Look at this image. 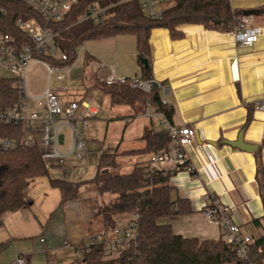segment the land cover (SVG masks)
Masks as SVG:
<instances>
[{
	"label": "crops",
	"instance_id": "0c3cea01",
	"mask_svg": "<svg viewBox=\"0 0 264 264\" xmlns=\"http://www.w3.org/2000/svg\"><path fill=\"white\" fill-rule=\"evenodd\" d=\"M231 3L233 8L240 9H259L264 6L263 1L234 3L231 0ZM252 19L263 27V31L251 46L239 45L230 31L206 28L199 23L178 26V30L183 32L178 38H173L166 27H155L150 33L151 79L160 88L163 104L171 109V118L166 117L173 124L191 125L196 130L195 141L187 151L188 164L193 171L182 165L169 174L167 181L171 187V197L183 201V211L168 222L176 233L184 237L225 239L222 229L209 221L202 212L203 203L210 198L232 205L233 219L244 231L255 235L264 232V224L260 221L264 214L261 199L263 186L259 182L262 177L258 179L257 176L259 166L264 171V109L259 107V103L264 101V16ZM108 39H97L99 42L96 47L85 48L78 59L85 65L93 63L94 81L104 80L110 74L142 77L136 36L121 34ZM93 84L90 87L95 88ZM103 95L93 92L90 95L85 93L83 97L94 96L98 100L103 97L104 100L106 96ZM60 98L64 103L78 100L61 95ZM107 99L109 109H113L110 98ZM118 106L122 117L110 115L112 110L105 112L101 105L93 121L97 123L100 119L126 117L139 119L141 126L138 127V133L130 146L126 144L128 147L125 149H118L124 140L122 135L119 139L110 137L107 141L103 140L102 148L96 151L103 149L105 152L115 140L118 143L113 151L121 153L139 149L146 144L143 135L147 128L165 130L157 114L163 111L156 106L148 105L145 112L135 116H132L133 109L130 106ZM154 119L161 125L159 129H155ZM128 124H124L123 132ZM65 142L66 136L59 129V144ZM70 149L71 145L60 150L68 153ZM95 150L88 148L85 153L90 156ZM126 155L136 157L135 165L138 162L146 164L150 153H121V167L128 162L122 157ZM71 158L75 157L69 155L66 162ZM27 195L32 200L30 206L2 216L0 242H5V245L0 253L14 243L16 249L12 260H0V264H13L19 254L26 256L28 264H32L31 247L36 251L38 244L42 246H39L40 250L50 251L52 255L43 264H72L74 261L83 264V253L71 254L70 249L64 246V241L68 240L76 246L84 245L91 234L101 230L99 212L113 195L102 194L94 184L86 183L76 198L62 201L61 190L53 187L48 177L31 179ZM57 212H60L57 217L59 223L55 224ZM115 218L116 221L125 222L127 213L118 214ZM57 224L62 229L59 234L63 236V244H58L59 239H54ZM45 231L52 237L49 245L42 237ZM63 249L68 253L65 257Z\"/></svg>",
	"mask_w": 264,
	"mask_h": 264
},
{
	"label": "trees",
	"instance_id": "16d2710c",
	"mask_svg": "<svg viewBox=\"0 0 264 264\" xmlns=\"http://www.w3.org/2000/svg\"><path fill=\"white\" fill-rule=\"evenodd\" d=\"M92 3L107 7L103 21L81 20L80 16ZM0 7L7 10L6 31L20 35L16 21L19 18L39 17V14L18 0H0ZM264 16V6L257 9ZM244 15L243 9L233 8L231 0H171L163 5V15L151 18L144 13L139 0H79V3L55 23L52 28L58 33L57 41L67 59L55 61L61 67L71 66L77 60V48L89 40L114 37L121 34L136 36V50L142 67V77L152 78L150 63V33L155 27H166L173 38L183 35L178 26L184 23H199L206 28L230 31L238 17ZM148 60L145 66L142 59ZM93 87L110 98L112 106L128 105L133 109L132 116L146 111L148 105H154L171 118V109L163 102L160 88L154 86L151 92L132 87L129 83L108 84L105 80H96ZM17 101L13 81L0 79V107ZM10 128L5 131L10 134ZM143 139L146 144L139 149L121 153L146 154L167 147L170 136L166 130L147 128ZM118 151H103L98 160L97 169L87 181H68L50 177L39 148L28 146L9 150L0 162V226L2 216L7 212L30 206L32 200L27 195L30 180L48 177L53 187L62 192V201L76 198L82 186L94 184L100 193H110L113 197L103 204L99 219L102 229L112 227L118 214L140 212L138 244L128 253L114 259L104 257V245L95 244L85 251L83 264H220L232 261L235 264H247L240 261L231 244L224 238L200 239L184 237L176 233L171 223L181 208L182 200L173 199L169 174H155L145 177V166L136 163L128 172H120L121 159ZM264 179V171L259 166L257 172ZM261 199L264 208V180ZM264 224V214L260 220ZM258 242L255 243L257 246ZM5 242H0V251ZM72 264H82L74 261Z\"/></svg>",
	"mask_w": 264,
	"mask_h": 264
},
{
	"label": "built area",
	"instance_id": "2783aa9c",
	"mask_svg": "<svg viewBox=\"0 0 264 264\" xmlns=\"http://www.w3.org/2000/svg\"><path fill=\"white\" fill-rule=\"evenodd\" d=\"M18 1L35 10L40 18H19L16 25L22 34L15 35L6 31L7 10L0 7V79H12L17 93V101L0 107V162L4 153L9 150L28 146L37 147L49 175L55 178L54 170L63 171L69 155L82 158L83 153L87 151L86 132L91 120L99 114L101 105L94 96L64 103L51 85L50 78L54 72L57 79L65 78L61 71L63 67L55 61L67 59V54L61 50L57 41L58 33L52 28L51 23L62 20L73 6L79 3V0ZM139 1L147 16L162 17L163 4L167 0ZM107 16V7L92 3L80 19L97 22L105 20ZM262 31L263 27L253 21L252 15H242L237 18L230 33L239 45L251 46L259 39ZM38 57L45 60L49 78L45 88L35 94L29 91L27 73ZM104 80L108 84L129 83L132 87L145 92H151L155 86L153 79L142 77L110 74ZM259 107L264 109V101L259 103ZM157 114L160 115L170 141L166 148L150 153L145 166V177L151 178L158 173L172 174L182 165L193 171L192 166L188 164L187 151L195 141V128L187 124L171 123L164 112ZM63 125L69 127L72 133V144L68 153L59 149V129ZM9 126L13 128H10V134H6L5 131ZM103 151V149L100 151V155ZM202 207L204 216L222 229L226 241L231 244L240 261L247 264H264V232L255 235L244 231L233 219V206L216 198H210ZM140 216L137 210L128 212L125 222L116 221L112 227L91 234L86 244L76 246L65 240L64 246L70 249L71 254L77 255L81 252L84 256L85 251L91 246L103 244L106 259L120 257L138 244ZM13 264H28V260L26 256L19 254ZM220 264L235 263L227 261Z\"/></svg>",
	"mask_w": 264,
	"mask_h": 264
},
{
	"label": "rangeland",
	"instance_id": "374dc122",
	"mask_svg": "<svg viewBox=\"0 0 264 264\" xmlns=\"http://www.w3.org/2000/svg\"><path fill=\"white\" fill-rule=\"evenodd\" d=\"M171 1V0H167ZM247 2V1H263L264 0H232L234 3H241V2ZM259 15H252V17L257 18ZM110 38V37H109ZM108 39V38H106ZM110 40V39H108ZM99 41L91 40L86 41L82 43L77 48V61H75L74 64L71 66H65L62 68V72L65 75L64 79H57L56 78V72H54L51 75V85L52 87L63 97V98H69V99H78L81 100L85 93L92 94L93 92H98V94H101V96L104 94L101 91H99L96 88L90 87L93 82H95V70L93 69V63H89L85 65L83 62H79L78 59L81 57L83 51L85 48L90 49L91 47H96L97 43ZM44 59L38 57L35 62H33L28 70L27 73V82H28V88L31 93H38L42 88H44L48 82L49 78V72L47 69V66L44 64ZM110 61V60H109ZM108 64L110 62H107ZM106 78V77H105ZM103 96H106L104 100L101 98L99 100L100 105H102V109L105 110V112H111L110 115H118V117H122V112L119 111L118 108H120L118 105H115L113 109H109V106L107 101L109 98L108 95L104 94ZM107 99V101H106ZM109 102V101H108ZM110 104V103H109ZM121 106V105H120ZM104 115V113L102 114ZM108 117V116H107ZM126 122H129L128 126L126 127L125 131L123 132V126ZM154 127L155 129H159L161 125L157 121V119H154ZM141 126V121L139 119H131L130 117L126 118H118V119H100L96 123L93 121V119L90 122L89 130L86 133L87 136V146L90 149H98L102 148V141H107L110 137H116V139H119L122 135L124 136L123 142L120 144L119 150L125 149L126 147L130 146L132 141H134V137L137 135L138 127ZM60 132H63L66 136V142L65 144H59V149L65 150L71 145V131L70 128L66 125L61 126ZM118 141H112L106 151H113L116 148ZM126 144H129L126 146ZM99 152L96 151L88 156L85 152L83 153L82 158H71L69 161H67L65 164L66 166L63 167V171L60 170H54L53 177L55 178H62L65 180H84L91 178L95 170L97 168L98 159H99ZM137 156V155H136ZM124 159L128 160L126 164H124L122 167L119 168L120 172H127L131 169V167L134 165L136 157L135 156H122ZM74 165L72 168L71 166ZM60 215V212L56 213L55 221L54 223H59V219L57 217ZM57 219V220H56ZM58 225V224H57ZM61 226L58 225V229L55 231L54 239L58 240L59 243L63 244V236L60 237L59 232H61ZM44 239H46V244L50 243L52 237L49 236L48 231H45L42 235ZM43 240V239H42ZM63 240V241H62ZM40 244L36 247L37 250L34 251V248L31 247L32 253H31V260L30 262L32 264H43L44 262H47L46 259L51 257V252H46L44 250H40L39 248ZM42 247V246H40ZM50 247V246H47ZM16 249V243L13 245H9L2 253H0V260H12L14 257ZM67 249V248H66ZM14 250V251H13ZM67 250L63 249V257L67 256ZM18 256V255H17ZM16 256V257H17ZM12 264V263H11Z\"/></svg>",
	"mask_w": 264,
	"mask_h": 264
},
{
	"label": "water",
	"instance_id": "95a60500",
	"mask_svg": "<svg viewBox=\"0 0 264 264\" xmlns=\"http://www.w3.org/2000/svg\"><path fill=\"white\" fill-rule=\"evenodd\" d=\"M243 14L244 15H256L258 14V10L257 9H243ZM142 62L144 63L145 66L148 65V60L146 58L142 59ZM154 85L157 86V83L154 82ZM241 147V145H238Z\"/></svg>",
	"mask_w": 264,
	"mask_h": 264
}]
</instances>
